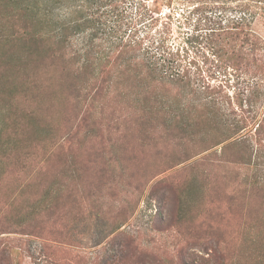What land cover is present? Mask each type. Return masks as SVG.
Segmentation results:
<instances>
[{
  "label": "rangeland",
  "instance_id": "obj_1",
  "mask_svg": "<svg viewBox=\"0 0 264 264\" xmlns=\"http://www.w3.org/2000/svg\"><path fill=\"white\" fill-rule=\"evenodd\" d=\"M136 1L123 4L128 20ZM196 1L151 0L155 22L137 27L145 40L132 56L161 59L159 69L174 73L170 61L177 96L160 87L154 97L149 70L139 66L144 91L127 94L125 82L100 99L107 107L84 110L85 92L78 104L56 97L22 50L35 32L60 41L58 23L84 1L0 0V264H264V142L256 131L264 121V2ZM245 4L249 44L242 34L214 37L217 46L204 37L202 11L226 8L229 19ZM86 37L64 44L82 49ZM129 65L114 73L137 75ZM68 76V85L81 78ZM146 98L153 110H128ZM203 104L211 128L198 131L192 109ZM221 135L231 139L207 151L171 140Z\"/></svg>",
  "mask_w": 264,
  "mask_h": 264
},
{
  "label": "trees",
  "instance_id": "obj_2",
  "mask_svg": "<svg viewBox=\"0 0 264 264\" xmlns=\"http://www.w3.org/2000/svg\"><path fill=\"white\" fill-rule=\"evenodd\" d=\"M77 0H46V4L50 2L52 6L58 5H71L72 2ZM84 5H77L75 10H73L68 18L63 19L58 23V31L60 41L56 40V36H52L51 34L43 37L41 35H35L32 37H26L22 41V50L25 53L24 58L33 64L32 74L37 77L41 74H46L49 83L52 86V92L56 94V97H61L64 93L69 97L72 102L77 101L76 103H80L76 98L82 97V94L85 92L84 98L82 99L86 106L84 107L82 104V109L87 110L91 108L95 102L102 103L100 99L103 97L105 99L107 93L116 92L125 82L126 93H141L146 88V84L148 83V79L139 78V74L142 71L141 67H146L149 70L148 76L151 78L150 84H148L154 92V97H160V93L158 88H162L163 94H171V96H177L178 90L181 89L179 82H168L167 80L172 77L174 79L176 75V71L169 67L168 61V69L174 73L165 72L163 69L160 70L158 67L159 61L154 60L155 58H147L144 59V63L137 62V56L132 53L134 51L142 50V46L144 44L145 38L139 37V29H137L138 24L143 21H149L152 19L150 25L155 22L156 19L150 18L149 12L151 11L150 6L148 5L151 0H138L136 1L135 13L137 14L136 18H131L128 20V15L130 14V9L128 7H124L128 0H83ZM180 2H189L194 3L196 0H178ZM206 2L205 6H209L211 2L218 4L219 2L226 3L234 0H203ZM258 2H264V0H257ZM155 2V0H153ZM170 4L173 0H169ZM243 6V5H241ZM198 8H200L198 6ZM221 10L223 8H220ZM40 8L36 13L40 12ZM48 11V9H47ZM223 12H213L210 10H205L201 12L200 22L204 26V37L211 41L212 44H216V40L214 37H220L222 35L228 36L232 38V35L242 34L244 35V40L246 43H250L251 37L254 38L255 35L252 32L246 31V26L244 22L251 17L248 9V4H245L243 7V11L241 10V14L234 18L225 19L223 13L226 11V8L222 10ZM30 15L34 14V11ZM210 12L212 14H210ZM36 14V15H37ZM26 15V14H25ZM25 15H22L25 16ZM35 15V17H36ZM249 16V17H248ZM29 15L26 16V23L28 22ZM102 18L111 19V26L107 27L105 21ZM138 18V19H137ZM124 21V22H123ZM126 21V22H125ZM123 22V23H122ZM127 25L125 31H121L122 24ZM25 24V23H24ZM33 24V23H32ZM26 25V24H25ZM118 25V26H117ZM117 29V30H116ZM123 29V28H122ZM249 29V28H248ZM130 31L127 36V32ZM121 32L119 36L118 33ZM122 32L123 35L122 36ZM82 33H86L87 37L84 40V44L82 49H68L67 44L70 41V37L74 35H80ZM118 35V36H117ZM231 35V36H230ZM127 37V38H126ZM115 41H114V40ZM233 39V38H232ZM258 43H253L252 46H257ZM217 46V44H216ZM221 47V46H220ZM222 49V48H220ZM219 54V50L215 51ZM221 57H225L224 51L220 53ZM233 56L226 58L229 61L232 60L235 64L239 61V57L235 54ZM23 59V58H22ZM168 59H166L167 62ZM129 62V63H128ZM126 63V66L136 67L134 70L137 72V75H130L128 71H124L123 74L114 73L119 66H122ZM29 66L24 67L23 70H27ZM22 69V68H21ZM36 70V71H34ZM129 70V69H128ZM76 71L81 77L79 81L74 82L72 85H68L66 80H68V72ZM57 72V73H56ZM130 72V71H129ZM160 72V73H159ZM126 74V75H124ZM129 74V75H127ZM124 75V76H122ZM59 79L63 80L66 85L54 84ZM55 81V82H54ZM176 81V80H172ZM178 81H183L179 79ZM116 82L114 86V83ZM147 82V83H145ZM140 83V84H139ZM176 84V85H175ZM131 89H130V88ZM149 87V88H150ZM131 92H130V91ZM169 92V93H168ZM213 92V91H212ZM211 92V93H212ZM147 97V96H146ZM62 98V97H61ZM150 99V97H148ZM90 99V106L87 105V100ZM149 99H143L139 104L129 103L128 110L131 111V108L135 112L144 113L147 110H153V105H150ZM116 101V100H115ZM113 97H111V102H115ZM75 103V104H76ZM103 107H107L106 103H102ZM210 105V104H209ZM209 105H202L199 108H193L192 111L198 115L197 122L194 123L196 130H201L202 127L209 129L211 127L209 123L210 117L205 116V112L210 109ZM72 106V105H70ZM79 106V105H78ZM136 106V107H135ZM103 109V108H102ZM175 109V108H172ZM198 109V110H197ZM174 111V110H173ZM90 114V112L88 113ZM139 114V113H138ZM66 116V115H65ZM193 116H187L188 120H191ZM88 119V115H87ZM87 119L84 118L83 123L87 122ZM205 119V120H204ZM140 127H142L143 123H139ZM189 127V126H187ZM260 127V126H259ZM257 131V142L261 144L264 142V121L262 122L261 129ZM237 131L231 134H235ZM193 134L191 135V137ZM229 136V135H228ZM214 136L213 138L206 140L198 139L195 137L191 138L188 136L177 137L176 139H171L173 142L177 141L176 145H199L204 150H209L213 146H218L221 143L227 142L231 139V136ZM234 143V142H233ZM231 145H236L231 144ZM211 146V147H209ZM203 150V149H202ZM239 154V152H236ZM234 153V154H236ZM236 158V157H235ZM234 160V159H232ZM235 162V161H232ZM264 197V195H263Z\"/></svg>",
  "mask_w": 264,
  "mask_h": 264
}]
</instances>
